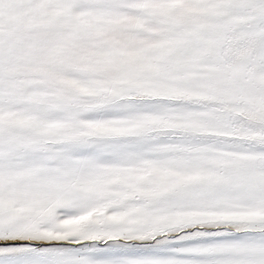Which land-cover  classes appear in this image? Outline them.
Segmentation results:
<instances>
[{"label":"snow or ice","instance_id":"1","mask_svg":"<svg viewBox=\"0 0 264 264\" xmlns=\"http://www.w3.org/2000/svg\"><path fill=\"white\" fill-rule=\"evenodd\" d=\"M0 264H264V0H0Z\"/></svg>","mask_w":264,"mask_h":264}]
</instances>
